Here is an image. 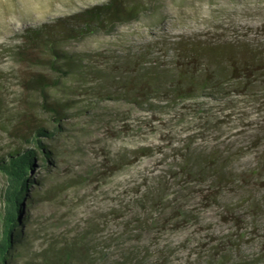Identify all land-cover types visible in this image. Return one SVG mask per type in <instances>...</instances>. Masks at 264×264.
<instances>
[{"label":"rangeland","instance_id":"1","mask_svg":"<svg viewBox=\"0 0 264 264\" xmlns=\"http://www.w3.org/2000/svg\"><path fill=\"white\" fill-rule=\"evenodd\" d=\"M107 1L0 0V158L27 148L37 127L54 131L39 138L50 170L37 159L29 170L48 195L25 210L23 257L92 227L105 253L97 264H207L222 254L264 264V85L153 111L133 102L129 83L137 62L173 70L177 41L247 44L264 56V0H138L135 19L61 42L87 76H60L41 92L34 77L59 72L16 56L24 33ZM212 152L218 166L196 172L193 157ZM4 181L0 172V191Z\"/></svg>","mask_w":264,"mask_h":264},{"label":"trees","instance_id":"2","mask_svg":"<svg viewBox=\"0 0 264 264\" xmlns=\"http://www.w3.org/2000/svg\"><path fill=\"white\" fill-rule=\"evenodd\" d=\"M142 4L138 0H108L73 15L72 19L27 30L20 50L15 54L29 61L32 66L45 64L59 72L55 77H34L36 88L43 93L48 87L57 85L60 76L74 73L80 79L84 78L87 75L82 59L60 49L61 42L90 34L97 29L107 31L116 24L129 22L138 16ZM174 48L177 56L173 70L136 63V75L129 83L130 88L135 89L133 102L137 106L160 111L171 108L177 102L195 100L201 94L223 99L234 94L249 95L264 85V79H261L264 78V56L247 44L177 41ZM91 72L101 71L91 69ZM159 94H166V98L159 99ZM151 98H157L162 103ZM54 105L50 108L60 114L59 103ZM53 132L42 126L37 127L27 136V148L9 152L6 159L0 158V172L5 179L0 191V264H12L19 257L15 264H97L105 261L103 250L91 241L92 227L70 241L50 243L39 258L23 257L29 250L28 237L31 236L25 224L28 219L25 210L48 195L40 187L34 189V185L43 184V178L36 183L30 178L29 170L37 167L36 159L47 171L50 170L48 166L52 163L53 153L39 138H50ZM193 158L198 166L196 172L200 174L205 171L204 162H208L213 169L218 166V157L213 152L205 159L207 161H203L199 154ZM189 159L186 158L187 163ZM215 174L219 180L226 178L218 169ZM256 207L253 201L252 208ZM242 237L240 233L238 238ZM239 245L234 239L230 252ZM225 258L222 254L217 259L208 260L207 264H250L241 255L231 259L232 263Z\"/></svg>","mask_w":264,"mask_h":264}]
</instances>
